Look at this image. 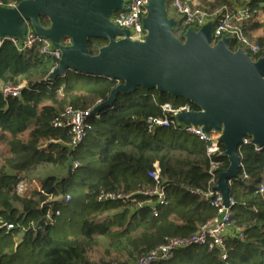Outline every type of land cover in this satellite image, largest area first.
<instances>
[{"label": "trees", "instance_id": "obj_1", "mask_svg": "<svg viewBox=\"0 0 264 264\" xmlns=\"http://www.w3.org/2000/svg\"><path fill=\"white\" fill-rule=\"evenodd\" d=\"M0 1L7 6L24 0ZM250 6L252 15L243 28L252 40V32L261 27L264 0H251ZM40 21L50 26L47 17ZM107 44L100 38L88 42L91 54ZM240 46L231 39L233 51ZM263 56L264 51L252 54L253 59ZM57 63L43 56L38 45L25 51L11 42L0 46V78L24 84L19 97L0 93V264H131L170 237L195 233L217 215V208L197 191L206 193L212 172L218 179L228 168L224 145L219 143L221 153L209 156L206 143L179 124L148 131L150 117L174 120L165 105L172 110L197 106L140 87L90 116L85 139L73 147L71 131L54 127V119L68 106L95 108L120 82L72 70L50 78ZM239 152L241 168L230 198L232 219L245 239L228 238L226 258L201 245L153 264H264V147L243 144ZM213 162L219 167L211 171ZM156 164L167 201L157 216L149 206L98 200L103 192L153 188L149 173ZM102 238L110 247L126 250L130 260H92L91 250Z\"/></svg>", "mask_w": 264, "mask_h": 264}, {"label": "water", "instance_id": "obj_2", "mask_svg": "<svg viewBox=\"0 0 264 264\" xmlns=\"http://www.w3.org/2000/svg\"><path fill=\"white\" fill-rule=\"evenodd\" d=\"M168 0H149L143 18V40H132L131 31L111 17L123 9V0H24L15 7L0 5V36L23 39L29 28L50 40L62 55L50 78L68 70L119 81L109 98L97 105V114L111 107L120 94L140 87L184 98L198 107L175 114L181 126H200L216 131L225 147L229 166L214 187L226 207L231 206L230 186L241 168L244 138L264 147V56L253 59L230 38L213 43V23L199 30L189 28L184 40L175 35L176 19L170 17ZM41 16L50 21L44 27ZM71 38L72 44L61 41ZM108 44L91 54L90 39Z\"/></svg>", "mask_w": 264, "mask_h": 264}, {"label": "built area", "instance_id": "obj_3", "mask_svg": "<svg viewBox=\"0 0 264 264\" xmlns=\"http://www.w3.org/2000/svg\"><path fill=\"white\" fill-rule=\"evenodd\" d=\"M251 0L242 1L240 4L237 1L233 3H226L217 9L209 10L195 4L192 0H168V3L174 8L176 19L175 35L184 40L185 33L189 28L199 30L208 22L213 23V43L223 37L234 39L245 51L251 55H258L264 51V45L252 41L246 34L243 28L244 22L250 19L252 10L250 6ZM149 0H123V9L116 12L111 21L117 24L120 28H125L131 31L130 38L132 40H143L146 34L143 27V18L147 13V4ZM1 6H6L2 4ZM15 4H9L6 7H15ZM177 29V32H176ZM6 42H11L20 51H25L35 45L39 46L40 53L43 56L56 60L61 58V51L55 48L50 40L42 35L37 34L32 28L28 29L26 36L23 39L15 37H1L0 46ZM61 44L68 46L72 44L71 38H65ZM256 60V59H255ZM58 65V63H57ZM24 84L14 85L11 82H4L0 78V93L5 98H16L21 95V90ZM94 109V108H93ZM93 109H76L72 106L66 107L53 121V126L56 128L69 129L72 134L71 146L75 147L83 142L87 131L90 129L89 118L93 114ZM164 109L173 111L174 116L178 112L190 110L185 106L178 110H172L170 105H165ZM179 124L174 117V120L169 118L150 117L147 120L148 131L151 132L158 126L169 127L171 125ZM184 129L197 136L207 145V152L209 156L221 153L218 137L219 133L216 131L205 132L200 126H183ZM244 144H253L251 138H244ZM257 150L261 149L254 144ZM155 170L150 172V177L155 181L153 188H142L136 192H103L99 197V201L122 202L129 203L134 208H142L149 206L151 212L157 216L159 208L166 204V191L163 186L164 180L161 178L159 166L155 165ZM219 167V162H213L211 171ZM217 184L215 173L212 172V179L210 181V189L206 193H200L205 200H210L217 208V215L204 223L195 233L188 236L170 237L167 241L158 247L151 250L148 254L141 257L131 264H153L159 261H165L173 258L177 250L189 248L192 246L206 245L209 248H215L220 252L222 258L227 257L226 241L230 237H237L240 240L245 239L243 228L238 226L232 219V199L230 198L231 206L226 207L223 202L221 194L214 189ZM23 185H18V193H21ZM261 186L260 190L263 191ZM136 195H140L143 199H138ZM4 225L0 218V226ZM8 229H12L13 225L8 224Z\"/></svg>", "mask_w": 264, "mask_h": 264}, {"label": "rangeland", "instance_id": "obj_4", "mask_svg": "<svg viewBox=\"0 0 264 264\" xmlns=\"http://www.w3.org/2000/svg\"><path fill=\"white\" fill-rule=\"evenodd\" d=\"M192 1L195 4L209 10L217 9L220 6L226 4L225 2H222L224 0H192ZM228 1H230L231 3L237 1L240 4L242 1H246V0H228ZM167 9L169 16L173 17L175 15V11L174 8L170 5V3H168ZM258 21L261 24V27L252 32L251 38L252 41L264 45V14L263 13L259 14ZM18 237H20V235L17 236V238ZM110 257L113 258L117 257L120 259L130 260L126 250H124L123 248H112L109 246L108 241L102 238L99 240L98 245L93 250H91V259L95 261L101 259H109Z\"/></svg>", "mask_w": 264, "mask_h": 264}]
</instances>
